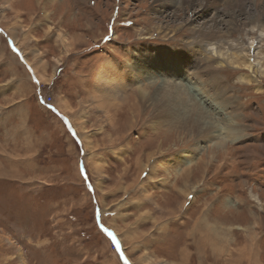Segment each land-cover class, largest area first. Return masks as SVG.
<instances>
[{"label": "rangeland", "instance_id": "1", "mask_svg": "<svg viewBox=\"0 0 264 264\" xmlns=\"http://www.w3.org/2000/svg\"><path fill=\"white\" fill-rule=\"evenodd\" d=\"M226 2V21L258 19L264 27V0H245L240 6ZM208 3L0 0L1 44L9 49L8 40L14 39L43 82L46 98L56 103L64 100V106L58 105L71 116L79 135L68 137L63 126L52 125L49 114L45 119L52 132L49 141L46 134L38 156L44 166L21 168L0 157V264H109V258H116L113 245L96 227L94 199L77 175L82 149L90 176H100L97 180L101 181L93 180L103 212L119 208L113 197L105 199L104 195L124 187L118 195L130 192L135 196L132 214L144 216L143 220L137 216L134 225L149 220L145 228L135 227V231L131 227L125 232L114 223L122 213L116 211L117 215L107 218L126 249L133 242L134 248L142 250L140 242L144 247L155 237L166 245L154 253L170 261L171 246L178 244L173 237L170 244L171 230L188 225L196 232L197 254L192 264H264V73L258 81L242 82L240 77L248 75V69H220L211 58L186 72L210 84L207 91L213 96L208 95L204 108L211 109L210 114L213 109L224 126L240 129L241 137L234 142L216 136L214 116L203 115L201 104L181 99L185 95L175 86L186 80L185 72L170 69L152 79L142 74L146 72L142 58L157 57L149 51L152 42L183 40L195 43L194 50L197 43L206 50L209 38H201L204 34L194 27L210 24L219 15L212 10L209 19L202 21L199 16L196 20L195 12H203ZM196 7L201 8L195 11ZM161 23L168 27L165 32L156 28ZM170 31L176 34L169 37ZM239 36L228 29L221 34L235 43ZM258 36L259 32L242 38L248 47L247 63ZM257 48V59L264 66V40ZM175 53L180 59V53ZM35 61L43 63L38 70ZM183 63L179 65L184 70ZM136 73L142 76L134 77ZM53 74L56 80H51ZM217 76L222 82L214 79L211 83ZM229 116L235 125H229ZM24 178L34 182H23ZM160 220L165 225L158 224L156 231ZM148 234V239H142ZM246 243L252 246L243 251ZM127 254L131 262L143 264L141 251L131 247Z\"/></svg>", "mask_w": 264, "mask_h": 264}, {"label": "crops", "instance_id": "2", "mask_svg": "<svg viewBox=\"0 0 264 264\" xmlns=\"http://www.w3.org/2000/svg\"><path fill=\"white\" fill-rule=\"evenodd\" d=\"M7 45L10 50L7 47L4 48L0 42V46H3L0 49V157L8 159L12 164L17 163L21 168H38L39 166H44L38 161V156L43 151L41 145H43L44 141H46V134L47 140L49 141V135L52 132V129L50 128L51 124H49L45 119L48 118L49 114H52L53 117V119L51 118V121L53 122L52 125L57 126V124H59L60 126H63L68 134V137L70 136L73 138V136H76L79 138V135L76 132V127H73L74 124L71 116L63 110L62 106L60 107L58 105L59 103L63 105L64 100L60 99L59 103H56L57 101L47 102L45 93L41 88V84L43 82L41 83L39 75L35 73L32 65L27 62L23 52L15 45V41L12 37L9 38ZM47 64L46 69L51 67L49 66V61H47ZM61 71V68L58 69V74H60ZM51 80H56L54 74L51 77ZM57 120L59 123H57ZM40 128L44 131H40ZM7 147H11L12 150L8 149L6 151L5 148ZM80 153H82V158L80 160L78 159L79 164H77V175H79V179H82H80V181L86 185L87 191L92 195V199H94L93 204L96 227L98 231L102 233L101 236H103L107 242L113 244L116 243V241H119L120 244V247L115 249L116 258L114 257L108 259L110 261L109 264H136L131 262L130 257L127 254L131 247L136 250V252L141 251L142 257H140L143 264H192L191 261L194 259L195 253L197 254L194 244L196 240L194 234H196V232L195 230H192L193 227L188 225L182 226L181 228H173L171 230L170 244L172 245L173 239L178 241V244L175 247L171 246L170 261L167 260V257L166 260H164L161 258L162 256L158 255L159 253H154V251L157 252L162 245H166L164 240L161 242L156 240L155 237L148 239L149 234L142 237V239H148V241H150L146 242L144 247V242H140L139 246L142 247V250H140L138 246H136L135 249L134 245L136 244L133 242L127 244L128 249H126L124 241L120 235H118L116 229L109 225L107 218L110 219L117 215L116 211L122 213V216H127H117L114 219V223H119L124 229H126L125 232H127L131 227H133L135 231V227H137V229L140 226L145 228V225L149 220L144 221V224L138 223L137 226L134 225L137 222V216L140 218L144 216L141 215L142 212L139 215L132 214L133 211L131 207L133 205H137L134 202L135 196H133L130 192L118 195L122 192L121 189H124V187L116 190L112 194L104 195L105 199L113 197L112 202L117 203L119 208L117 210H108L106 213L103 212V207L95 194L93 178L96 176L92 173L90 176V170L85 163L86 151L82 149L80 150ZM114 154L116 155V151H114ZM122 168L124 169V167ZM142 177H145L144 173L142 174ZM97 178H100V176H97ZM97 178L95 179L97 180ZM24 179H19L18 181L24 180L23 182H34L30 178ZM97 181L101 180L99 179ZM142 207L144 208L145 206ZM137 209L141 211V208ZM131 214L133 215L132 221L128 220L131 218L128 217V215ZM124 219L128 221L126 222ZM141 220L143 219L141 218ZM161 220L157 222L154 227L156 231L160 230V226L158 224H161V226L165 225L164 222L161 223ZM127 224L131 226H128ZM105 228L115 234L116 241H114L113 238L109 236L106 231H104ZM144 230L147 232L149 231L148 233L153 232L147 229ZM180 232H182V236L179 237ZM245 242H247V239H245ZM147 243H149V245ZM246 248L247 243L242 250L245 251ZM198 263L201 264L200 261H198Z\"/></svg>", "mask_w": 264, "mask_h": 264}, {"label": "bare ground", "instance_id": "3", "mask_svg": "<svg viewBox=\"0 0 264 264\" xmlns=\"http://www.w3.org/2000/svg\"><path fill=\"white\" fill-rule=\"evenodd\" d=\"M169 1L171 3H175V4L176 3H179V4L187 3V4L193 5V6H195L199 2V0H196L197 3L193 4L194 0H169ZM226 1L227 0H225L224 4L222 5V8H223L222 13L217 12L216 14H219V15L212 17L210 24L204 25L202 23V24L194 27V28H197L202 34H204V35L197 34V36L200 35V36H202L201 38H205V36L209 38L208 42H205V44H204L206 50H209L208 51L209 54H207V60H209L211 58L213 61H215L216 67L219 66V68L222 69L223 66L224 67L230 66L233 68H239L241 70L246 68V69H248L249 74L248 75L243 74V76L240 77V80L242 82L247 81L248 83L258 81L257 79H258L259 75H263V73H264V71L261 69V68H264L263 63L261 62V60L259 58L257 59V53H258L257 45L259 44V42H262V40H264V27L258 21V19H252L250 22H247V21L241 22V20L226 21L225 20V17H226L225 14H226V10L228 9V4ZM229 1L231 2V0H229ZM244 1L245 0H232L231 4H233L234 6H240ZM221 2H222V0H217V1L212 2V4H213V6L215 5V9H219L220 7H218V3L221 4ZM208 5H209V3H208ZM242 5H245V4H242ZM167 8L168 7H166V9ZM200 8L201 7H196L195 11L200 9ZM211 15H212V13L211 14L209 13L207 6L204 8L203 12H201V13H198V11L195 12L196 20L200 16L202 21H204V20L209 19L211 17ZM220 15H223V16H220ZM192 22H190V23L193 24ZM156 28L160 32H165V30L168 29V27L166 25H164V23L163 24L161 23ZM226 29L231 30L232 33L237 32L240 35L237 39V43H235L234 40L229 41L228 38L221 37V34H223V30H226ZM11 32L12 31H10V33ZM258 32H259V36L257 38L259 39V41H257L256 44H254V41H253L252 44H254V45L250 46V48L253 49L252 51H250V55H253V58H250L249 60H251V62L247 63L246 57L248 55L247 54L248 47H247V45L245 46V42L242 38H248L249 39V37L252 33H258ZM170 33H171V31L169 32V37H173L174 34H176V32H172L171 34ZM14 35H15V33H14ZM212 37H214V38L212 39ZM202 45L203 44L197 43L196 47L199 48ZM136 49L138 50L140 48L137 47ZM153 49L154 48H151L149 51H150V53L155 54L157 56L156 58L158 60L153 58L154 57L153 55H151L150 57L144 56L142 58V61L144 63V67H146L145 74L142 73L143 76L149 75L151 77V79L156 78L157 74L159 76H163V74L161 72L165 71V73L167 74V72H169L170 69L171 70L174 69L175 72L177 70L184 72V70L179 65L180 63L177 62V60H174L172 62L163 61L162 59L159 60L160 54L157 55L158 50L155 49L157 51L152 52ZM235 49H237V50H235ZM136 53H139V52L135 51V54ZM162 53H166V52H162ZM175 55H176V53H175ZM209 55H211V56H209ZM35 63L37 64L36 65L37 70L39 69V67L43 66V63L41 61H35ZM171 63H173V64L171 65ZM186 72H185L186 80H184L180 85L175 86L176 91L181 95H185L183 98L180 97L184 102L194 101V102H198L199 104H201L203 107L202 106H200V107L203 110H205V111H203V115L205 114V112H208L210 114L209 110H211V109L204 108V106H205L204 102H206L208 100V95L213 96L212 94L208 93V91H207V86L210 87V84L207 85L206 82L202 83V81H198L197 79H195L196 77L194 78V75L190 76L189 73L187 74ZM138 74L139 73H136L134 77L138 78V77L142 76V75H138ZM166 74H165V76H166ZM216 75L217 74H215V76ZM175 76H178V75H175ZM117 77H118V75H117ZM122 78H123V76H122ZM41 79L44 80V77H41ZM209 79H210V77H209ZM214 79L216 80V83L222 82V79L217 76V77H214L212 80L210 79L211 83H213V84H214ZM189 80H191L190 83L187 82ZM110 84H112V82H110ZM118 85H120L119 82H118ZM139 90H141V89H139ZM139 93H140V91L137 94H139ZM185 98H189L188 101H186ZM101 105L102 106L105 105V102L103 100H101ZM212 112H213V109H212L211 114H210L211 117L214 116ZM108 116H110V115H108ZM203 118H204V116H203ZM205 118H204V122L208 123L209 122V120H207L208 118H206V119ZM211 119H215V121L212 122L213 128L214 127L218 128V129H215V131L217 130L219 133L222 132L221 134L218 133L216 135V136H220L219 138L223 137L224 140L234 142V141H237V139L239 138L238 136L241 137L239 128H237V127L236 128L226 127V126H224V122L222 120L219 121V119H217L215 116L212 117ZM235 119H237V117ZM227 122H229L230 126L235 125V121H234L232 116H229V118L227 119ZM222 126H223V128H221ZM206 127H208L207 124H206ZM184 155H186V154H184ZM187 156H189V154H187ZM187 160H190V158H188ZM207 225L209 226V224H207ZM209 228H210V226H209ZM250 238H251V236L249 237V239ZM247 242H248V239H247ZM249 245L250 244L247 243L248 247L252 246V243L250 246ZM254 256H256V255H254ZM232 262L234 263V261H232Z\"/></svg>", "mask_w": 264, "mask_h": 264}, {"label": "snow or ice", "instance_id": "4", "mask_svg": "<svg viewBox=\"0 0 264 264\" xmlns=\"http://www.w3.org/2000/svg\"><path fill=\"white\" fill-rule=\"evenodd\" d=\"M104 231H106L108 233V235L111 236L114 241H116V237H115V234L113 232H111L107 228H105ZM116 246H117V248L120 247L119 241H116Z\"/></svg>", "mask_w": 264, "mask_h": 264}, {"label": "built area", "instance_id": "5", "mask_svg": "<svg viewBox=\"0 0 264 264\" xmlns=\"http://www.w3.org/2000/svg\"><path fill=\"white\" fill-rule=\"evenodd\" d=\"M47 99V101H49V102H51L52 101V99L51 98H46Z\"/></svg>", "mask_w": 264, "mask_h": 264}]
</instances>
